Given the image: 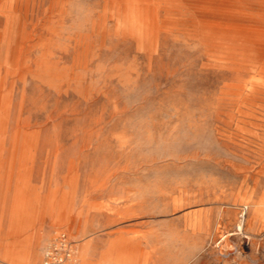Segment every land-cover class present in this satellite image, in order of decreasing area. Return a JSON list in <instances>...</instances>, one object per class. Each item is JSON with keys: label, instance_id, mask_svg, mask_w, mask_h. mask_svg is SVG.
<instances>
[{"label": "rangeland", "instance_id": "obj_1", "mask_svg": "<svg viewBox=\"0 0 264 264\" xmlns=\"http://www.w3.org/2000/svg\"><path fill=\"white\" fill-rule=\"evenodd\" d=\"M263 217L264 0H0V264L59 230L72 264H264Z\"/></svg>", "mask_w": 264, "mask_h": 264}, {"label": "built area", "instance_id": "obj_2", "mask_svg": "<svg viewBox=\"0 0 264 264\" xmlns=\"http://www.w3.org/2000/svg\"><path fill=\"white\" fill-rule=\"evenodd\" d=\"M76 255L75 242L66 231L55 232L44 247L42 264H72Z\"/></svg>", "mask_w": 264, "mask_h": 264}, {"label": "bare ground", "instance_id": "obj_3", "mask_svg": "<svg viewBox=\"0 0 264 264\" xmlns=\"http://www.w3.org/2000/svg\"><path fill=\"white\" fill-rule=\"evenodd\" d=\"M246 210H247V206H246ZM245 215H246V211H244V213L241 215L242 220H245ZM263 220V227H264V217L262 218ZM230 232H224L220 235L221 241H226L228 240L229 236L234 235V234H229ZM238 234V233H237ZM239 234L244 235V231L242 230ZM264 236V235H263ZM257 240V239H256ZM257 251V250H256ZM259 253V252H258Z\"/></svg>", "mask_w": 264, "mask_h": 264}]
</instances>
